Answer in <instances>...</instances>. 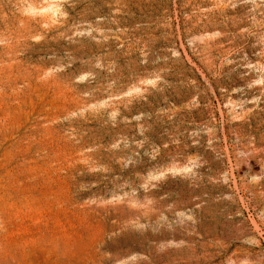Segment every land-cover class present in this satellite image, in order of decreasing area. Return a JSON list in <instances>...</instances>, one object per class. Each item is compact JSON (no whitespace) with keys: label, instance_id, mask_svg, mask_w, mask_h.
<instances>
[{"label":"rangeland","instance_id":"obj_1","mask_svg":"<svg viewBox=\"0 0 264 264\" xmlns=\"http://www.w3.org/2000/svg\"><path fill=\"white\" fill-rule=\"evenodd\" d=\"M0 264H264V0H0Z\"/></svg>","mask_w":264,"mask_h":264}]
</instances>
